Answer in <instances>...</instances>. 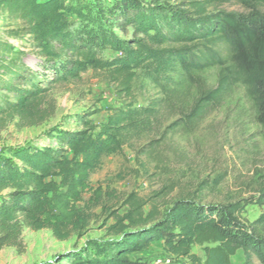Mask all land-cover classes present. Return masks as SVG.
<instances>
[{
	"label": "trees",
	"instance_id": "1",
	"mask_svg": "<svg viewBox=\"0 0 264 264\" xmlns=\"http://www.w3.org/2000/svg\"><path fill=\"white\" fill-rule=\"evenodd\" d=\"M226 4L244 13L220 10ZM263 6L264 0H0V18L13 20L11 34L39 57L34 68L25 48L0 42V130L15 117L22 127L43 123L51 88L87 71L102 74L118 102L99 128L86 113L75 117L76 130L48 132L58 137L56 146H26L0 158V252L22 253L24 230L46 229L66 240L73 229L64 210L109 155L126 147L150 155L179 126H199L236 89L264 129ZM205 190L199 184L163 210L130 196L127 212L110 216V239L47 264H140L131 257L158 242L168 256L191 264L199 262L194 247H203V264H230L239 250L243 264H264V212L247 224L240 201L208 203ZM249 204L264 207V188Z\"/></svg>",
	"mask_w": 264,
	"mask_h": 264
},
{
	"label": "rangeland",
	"instance_id": "2",
	"mask_svg": "<svg viewBox=\"0 0 264 264\" xmlns=\"http://www.w3.org/2000/svg\"><path fill=\"white\" fill-rule=\"evenodd\" d=\"M220 10L244 13L233 4L223 5ZM15 24L13 20L0 18V42L25 48L29 54L25 61L36 68L38 52L11 34ZM47 103L49 116L43 123L22 127L15 117L5 124L0 130V158L9 159L13 150L26 146H56L58 137L49 139L48 132L74 131L75 117L86 113L91 114L93 124L99 128L110 110L118 105L111 83L102 74L92 71L82 73L74 82L53 86ZM162 139L148 156L126 147L118 154L109 155L90 174L78 191V200L64 210L73 229L66 240H57L46 229L24 230L23 252L14 248L2 250L0 264L53 263L58 256L110 239L108 228L114 223L110 216H123L130 196L155 203L163 210L197 185L204 184L208 203L240 201L244 206L242 219L247 224L263 214L264 207L247 204L264 188V129L256 122L254 108L242 90L236 89L196 128L179 126ZM148 209L145 207L144 211ZM60 212L58 209L57 213ZM260 232L264 235V228ZM192 254L198 258L197 264L204 263L203 247H194ZM131 259L140 264H155L156 260L166 264L164 261L168 259L170 264H191L188 260L168 256L159 243ZM244 261L240 250L230 258V264ZM252 264L259 263L253 260Z\"/></svg>",
	"mask_w": 264,
	"mask_h": 264
},
{
	"label": "built area",
	"instance_id": "3",
	"mask_svg": "<svg viewBox=\"0 0 264 264\" xmlns=\"http://www.w3.org/2000/svg\"><path fill=\"white\" fill-rule=\"evenodd\" d=\"M160 263H161L160 260H156V262H155V264H160ZM164 263L170 264V260L168 259V260L164 261Z\"/></svg>",
	"mask_w": 264,
	"mask_h": 264
},
{
	"label": "crops",
	"instance_id": "4",
	"mask_svg": "<svg viewBox=\"0 0 264 264\" xmlns=\"http://www.w3.org/2000/svg\"><path fill=\"white\" fill-rule=\"evenodd\" d=\"M161 246H162V243L161 242H158Z\"/></svg>",
	"mask_w": 264,
	"mask_h": 264
}]
</instances>
